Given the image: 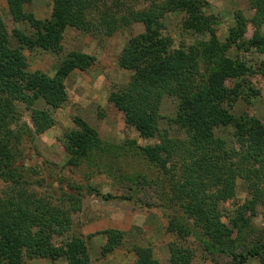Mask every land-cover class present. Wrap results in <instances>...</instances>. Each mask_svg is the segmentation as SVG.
<instances>
[{
	"label": "trees",
	"instance_id": "1",
	"mask_svg": "<svg viewBox=\"0 0 264 264\" xmlns=\"http://www.w3.org/2000/svg\"><path fill=\"white\" fill-rule=\"evenodd\" d=\"M30 1L7 0L14 20L28 22L35 30L16 34L19 47L10 46V33L0 12V264H18L23 258L34 257L57 259L61 255L67 256L68 264H90L84 239H72L59 247L52 243L51 231L35 232L46 216L56 220L61 232L71 230L72 214L82 210L83 186L68 183L72 192H63L61 204H54L32 190L24 173L13 165V144L22 138V133L13 127L20 114L17 103L33 105L42 99L60 106L66 99L64 78L95 63V57L74 51L63 59L55 78L29 70L23 49L58 53L69 28L111 35L130 23H144L145 32L131 38L118 56L119 65L132 70L134 76L127 84L114 88L109 99L124 113L127 125L145 139L159 135L164 98L176 101L171 122L182 137L163 138L158 145L141 151L170 176L171 189L184 200L191 215L200 217L232 198L238 178L249 184L264 205V129L256 119L237 118L226 108L242 95L255 93L251 76H264V60L254 67L240 56L226 55L233 47L264 54V0H249L254 10L252 18L242 12L236 14L226 42H220L210 28V41L187 49H172L173 40L163 34V18L168 12L184 11L189 16L184 20L185 29L203 31L210 24L198 13L194 0H152L141 9L130 7L132 0H53L52 16L45 21L23 10ZM249 23L255 31L245 48ZM36 115L46 120V113ZM75 122L78 130L66 134L65 147L70 154L68 163L78 166L98 150L100 140L82 119ZM230 124L235 127L238 147L214 132L215 127ZM36 127L44 131L46 123L37 122ZM226 231L230 234L229 229ZM112 232L107 231L109 235ZM115 233V241L120 243L123 232ZM134 251L135 264H159L152 247L135 246ZM263 253L264 239L244 252H233L230 264H246L249 258ZM172 256L171 264H190L194 253H182L172 244Z\"/></svg>",
	"mask_w": 264,
	"mask_h": 264
},
{
	"label": "rangeland",
	"instance_id": "2",
	"mask_svg": "<svg viewBox=\"0 0 264 264\" xmlns=\"http://www.w3.org/2000/svg\"><path fill=\"white\" fill-rule=\"evenodd\" d=\"M151 1L132 0L130 7L145 8ZM194 6L209 27H204L203 31L187 30L183 24L188 13H166L163 34L173 40L172 49H187L210 41V28L220 42H226L237 13L242 12L247 18L254 15L249 0H194ZM23 10L45 21L52 16L53 0H31ZM0 12L10 33V46L19 47L16 34H31L34 28L28 22L14 20L7 0L0 1ZM254 31L255 27L249 23L244 35L245 48ZM144 32L142 22L130 23L111 35H94L69 28L58 53L23 49L29 70L48 78L57 77L61 62L71 52L95 57L89 69H76L64 78L66 99L60 106L54 107L42 99L33 105L17 103L20 114L13 127L22 133V138L13 144V165L24 173L32 190L50 198L54 204H61L63 192H72L68 183L83 186L85 195L82 210L72 214L71 230L61 232L56 220L46 216L35 232L51 231V241L59 247L72 239H84L90 264H135V246H150L159 264H171L172 244L182 253H194L190 264H230L233 252H244L263 242L264 205L255 192L244 179L238 178L232 198L218 203L216 210L200 217L191 215L184 200L171 189L170 176L141 151L143 147L158 145L163 138L182 137L171 122L176 101L172 97L164 98L159 135L145 139L134 127L127 125L124 113L109 99L114 88L127 84L134 76L132 70L119 65L118 56L131 38ZM262 32L264 34V25ZM226 55L230 58L240 56L254 67L264 60V54L254 49L239 51L233 47ZM250 81L255 93L242 95L226 108L237 118L256 119L264 129V76L253 75ZM37 112L46 113V120L36 115ZM77 118L95 130L100 146L89 159L74 166L68 163L70 154L65 147V137L78 130ZM42 121L46 128L37 131L36 123ZM214 132L238 147L234 125L215 127ZM108 194L113 197L106 199L104 196ZM129 195L131 197L125 199L124 196ZM108 230L113 231L111 235ZM117 231L123 232L120 243L115 241ZM68 262L67 256L61 255L57 259L23 258L18 264ZM246 264H264V253L261 257L249 258Z\"/></svg>",
	"mask_w": 264,
	"mask_h": 264
}]
</instances>
